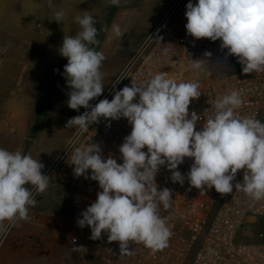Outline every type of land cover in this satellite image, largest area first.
<instances>
[{
	"label": "clouds",
	"instance_id": "9594fccd",
	"mask_svg": "<svg viewBox=\"0 0 264 264\" xmlns=\"http://www.w3.org/2000/svg\"><path fill=\"white\" fill-rule=\"evenodd\" d=\"M110 3L119 5L120 0ZM65 15L63 10L56 11L54 20L62 22ZM185 17L189 36L220 40V48L237 57L244 74L264 73V0H198L195 4L189 0ZM74 20L80 30L63 37L59 54L67 58L63 72L70 89L67 105L85 111L68 119L65 127L87 131L101 117L108 121L126 118L132 126L119 146L122 163L112 155L104 158L98 143L76 147L70 157L74 175L97 181L101 189L77 220L81 229H91L90 239L99 240L106 233L108 242H119L120 254L125 255L133 252L130 243L143 244L153 254L168 246L172 217L161 216L160 206L172 207L173 192L158 188L156 176L162 166L170 171L173 183L183 185L187 179L203 193L214 188L229 194L235 189L254 203L264 201V123L240 114L245 102L240 90L218 96L212 106L214 114L200 130L196 125L202 116L189 113L190 104L202 93L199 81L177 82L166 72L141 84L132 79L131 86L115 91L110 101L104 98L93 105L90 101L104 90L101 67L106 57L93 47L100 43L94 17L85 11ZM111 31L116 37L123 35L119 25H112ZM204 56L212 53L206 51ZM206 65L205 60L192 59L190 67L202 70ZM185 158L194 161L186 175L178 170ZM43 168L30 153L0 147V231H6L5 221L14 224L29 219L37 201L28 185L42 194L50 184ZM239 170H243V180L233 184Z\"/></svg>",
	"mask_w": 264,
	"mask_h": 264
},
{
	"label": "built area",
	"instance_id": "2783aa9c",
	"mask_svg": "<svg viewBox=\"0 0 264 264\" xmlns=\"http://www.w3.org/2000/svg\"><path fill=\"white\" fill-rule=\"evenodd\" d=\"M191 2L195 4L198 0ZM187 3L189 0L171 2L94 105L104 98L110 101L115 91L131 86L132 79L141 84L161 71L177 82L199 81L202 93L189 106V113L196 111L202 116L196 130L214 114L212 106L217 97L230 89L242 93L245 102L238 110L240 114L255 116L264 123V73L244 74L237 57L228 56L227 49L220 48V40L213 42L189 36L185 28ZM206 51L212 56L205 57ZM192 59L205 60L207 65L202 70H193ZM131 130L126 118L108 121L101 117L100 122L89 125L87 131L74 127L44 171L43 174L65 189L70 201L71 247L88 253L102 264H264V231L241 233L244 226L254 223L258 217L264 222V201L254 203L235 189L229 194L217 193L214 188L203 193L191 187L187 179L183 185L173 183L170 171L164 166L157 173L156 183L159 189L167 187L173 192L172 207L165 210L160 206L161 216L172 217L168 221L173 225L172 236L166 248L153 254L143 244L130 243L133 252L125 255L120 254L119 242H108L106 233H102L99 240L90 239L91 229L87 226L81 229L77 220L101 189L97 181L74 175L70 157L76 147L98 143L104 158L112 155L122 163L119 146ZM142 150L146 152L147 148ZM193 162L185 158L178 170L186 175ZM242 180L243 170H239L233 184ZM32 191L34 195L35 189ZM36 220L30 209L29 219L23 222L35 223ZM10 225L7 221L6 226Z\"/></svg>",
	"mask_w": 264,
	"mask_h": 264
},
{
	"label": "rangeland",
	"instance_id": "374dc122",
	"mask_svg": "<svg viewBox=\"0 0 264 264\" xmlns=\"http://www.w3.org/2000/svg\"><path fill=\"white\" fill-rule=\"evenodd\" d=\"M172 1L120 0L119 5H112L110 0H51L52 7H49V0H0L1 14L4 9L15 8L21 13L23 22L25 15H30L28 24L33 26L30 37L36 46L29 51L31 64L22 67L19 75L16 66L10 68L11 75L0 74V83L17 82L12 93L0 88V118L6 120L0 127V147L30 153L43 163L44 173L74 128L65 127L67 120L85 111L81 107L77 112L67 105L70 89L63 76L67 58L59 54L63 37L75 35L80 30L75 16H82L86 11L96 21L100 43L93 47L106 57L101 67L105 89ZM60 10L66 15L62 22H57L54 13ZM114 24L120 26L122 37H116L111 31ZM98 98L90 103L94 105ZM9 131L13 136H9ZM57 189L59 194L55 195ZM50 191L53 193L49 195ZM34 198L37 204L30 209L37 218L35 223L50 213L60 216L62 221L71 217L66 191L53 185L51 177L47 191L42 194L35 191ZM35 223L19 221L5 227L6 231L0 233V263L13 260L10 253L14 247L23 264H102L88 253L71 247V220L63 233L58 229L51 232ZM259 231H264L260 217L244 226L241 233Z\"/></svg>",
	"mask_w": 264,
	"mask_h": 264
},
{
	"label": "crops",
	"instance_id": "0c3cea01",
	"mask_svg": "<svg viewBox=\"0 0 264 264\" xmlns=\"http://www.w3.org/2000/svg\"><path fill=\"white\" fill-rule=\"evenodd\" d=\"M3 13L0 12V74L2 75H11L12 70L11 67H18L17 74L19 75L22 72V67H26L31 62L29 59V51L32 49H36L34 40L30 37L31 29L33 28L32 24H28V19H30V15L26 14L25 21L23 22L20 18V12L17 9H9ZM17 10V11H16ZM17 82L11 81L10 83H0V88L4 90L5 93L14 91ZM10 100L9 98L7 99ZM5 119L0 118V127L1 123L5 122ZM11 136H13L12 131L8 132ZM29 134V132H28ZM67 140V139H66ZM65 140V141H66ZM53 185H57L53 182ZM32 190V187H31ZM59 189H57V195ZM53 193L52 191L49 192ZM48 195H45L47 197ZM58 198V197H57ZM41 217V216H40ZM65 217V216H64ZM60 216H55L54 213H50L47 215H43L38 223H35L39 226H43L45 229L54 232L56 229L63 233L66 228V224L70 220L71 217L68 216L65 221L60 219ZM7 221L4 222V227H6ZM63 227V228H62ZM63 229V230H62ZM2 231H0L1 233ZM11 250V256L13 260L6 259L4 262L0 264H23L19 258H17L16 251Z\"/></svg>",
	"mask_w": 264,
	"mask_h": 264
}]
</instances>
